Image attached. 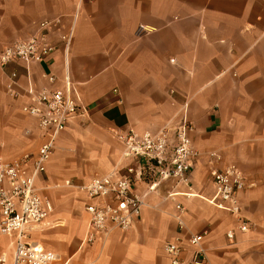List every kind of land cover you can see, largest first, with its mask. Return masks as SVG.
Returning <instances> with one entry per match:
<instances>
[{
    "label": "crops",
    "instance_id": "crops-1",
    "mask_svg": "<svg viewBox=\"0 0 264 264\" xmlns=\"http://www.w3.org/2000/svg\"><path fill=\"white\" fill-rule=\"evenodd\" d=\"M42 20L60 22L49 30L53 39L71 26L72 42L65 56L56 43L41 62L0 65V155H33L41 144L36 120L20 107L28 84L50 86L43 72L56 77L51 88L69 87L88 112L57 135L35 180L53 210L31 228L29 240L59 255L52 264H170L167 242L182 237L187 259L188 233L206 231L201 247L209 264H264V0H0V52L36 33ZM12 72L23 96L7 89ZM182 118L193 126L198 152L186 181L161 180L151 190L133 181L144 202L133 225L125 231L109 225L87 243L90 200L64 181L123 175L130 159L118 133H154ZM226 164L246 181L238 194L248 222L243 232L235 216L208 202L209 170ZM177 203L184 207L182 231ZM13 241L14 234H0V246Z\"/></svg>",
    "mask_w": 264,
    "mask_h": 264
},
{
    "label": "built area",
    "instance_id": "built-area-1",
    "mask_svg": "<svg viewBox=\"0 0 264 264\" xmlns=\"http://www.w3.org/2000/svg\"><path fill=\"white\" fill-rule=\"evenodd\" d=\"M59 25L58 20L39 22L36 33L25 40L14 41L1 50L0 65L15 61L41 62L56 49L57 44L62 45L64 56L67 55L73 29L70 26L57 33L53 39L49 30ZM16 77L15 72L10 74L7 89L14 97H20L23 94L13 88L17 82ZM41 77L50 86L56 80L50 72H43ZM50 86L35 88L30 83L23 89L27 102L20 110L25 116L36 120L37 127L43 134L36 153H22L12 159H4L0 155V234H14L10 257L7 259L2 254L0 264H52L59 260L57 253L46 250L41 244L28 238L31 228L40 224L53 210L51 202L39 194L35 180L45 171L57 135L71 118L87 113L88 108L80 103L77 94L69 87L58 89ZM113 93H116L115 89ZM192 129L191 122L182 118L174 127L164 126L154 133H138L132 129L118 133L117 139L123 147V156L130 159L123 175L111 172L94 176L84 184H74L69 179L64 181L65 186L85 193L90 200L85 205L89 216L85 234L87 243H91L97 233L107 234L109 225L123 231L133 225L144 204L131 189L133 181L148 183L150 190L161 180L171 178L177 182L186 181L198 155L190 138ZM209 175L214 193L208 202L235 216L237 228L242 232L246 231L248 222L241 215L238 199L239 192L246 186L244 175L234 164L213 166ZM175 209L174 218L178 230L182 231L185 228L182 218L184 207L177 203ZM206 234V231L188 233L187 241L191 250L187 259L182 257V237L167 242L164 250L170 264H209L208 256L201 247ZM226 236L233 238V231H227Z\"/></svg>",
    "mask_w": 264,
    "mask_h": 264
},
{
    "label": "rangeland",
    "instance_id": "rangeland-1",
    "mask_svg": "<svg viewBox=\"0 0 264 264\" xmlns=\"http://www.w3.org/2000/svg\"><path fill=\"white\" fill-rule=\"evenodd\" d=\"M113 140L116 141V138L114 137ZM2 254H5L6 258L8 259L10 257V254H11V246H7V245L5 247L0 246V256Z\"/></svg>",
    "mask_w": 264,
    "mask_h": 264
}]
</instances>
